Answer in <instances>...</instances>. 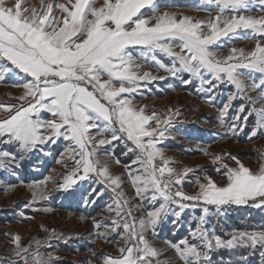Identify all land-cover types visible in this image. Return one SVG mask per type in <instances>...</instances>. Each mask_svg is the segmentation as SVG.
I'll return each instance as SVG.
<instances>
[{"label": "snow or ice", "instance_id": "6c2138e0", "mask_svg": "<svg viewBox=\"0 0 264 264\" xmlns=\"http://www.w3.org/2000/svg\"><path fill=\"white\" fill-rule=\"evenodd\" d=\"M205 3L217 9V14L207 21L160 12L157 0H103L99 6L97 0H41L40 10L23 7L22 0H15L12 5L0 0V80L12 74L23 81L16 85L23 89L17 98L19 104H0V110L7 112V116L0 118V144H14L19 150L18 156L0 150V169L18 167L27 153L55 143L58 138L69 142L65 151L75 167L63 175L59 187L70 189L80 181L91 180L95 174L104 178L96 182L106 183L116 196V208L109 206V211H114L117 218L110 224H94L97 230L103 227L118 232L124 243L118 248L119 255L104 256L102 264H153L159 252L144 233L151 229L155 234V226L169 211L179 218L189 207L202 206L203 212L197 227L190 232L192 240L170 242L183 264H210L208 252L213 248L264 249V230L234 231L229 239L222 240L214 230L210 232L204 227L206 216L211 215L209 205L216 206L218 215L225 206L251 202L252 207H264V164L254 172L235 156H227L236 164L231 167L223 163L222 156L214 155L213 163L221 164L216 172L225 184L221 186L205 176L204 182L196 181L198 191L189 194L182 190V185L184 177L193 170L177 172L157 147L171 127V117L162 119L156 112L146 114V106L138 108L130 98L141 82L157 79L149 72L137 71L141 66L133 51L139 49L140 58L151 59L159 67L165 66L157 60V53L172 58L178 67L166 70L173 76L178 72L190 73L200 80L201 91L212 92L222 83L234 86L236 92L229 96L222 116L238 96L253 100L247 96L250 91H258L259 99L264 100V15L243 14L253 8L264 13V0ZM55 9L62 15L55 16ZM146 11L152 15L146 16ZM241 30L250 33L245 38L255 40L250 50L233 47L223 58L210 50L214 45L222 46L218 42L223 38L239 39ZM205 73L211 78H206ZM255 73L259 74L258 81ZM245 74L252 80L250 87L242 79ZM183 83L189 84L191 80ZM244 110L241 105L240 111ZM43 113L52 118H43ZM259 115L262 119L253 129V137L264 130V108ZM237 128L234 123L230 131L235 133ZM94 130H110L112 140L126 138L141 153L132 162L139 167L130 170L129 177L141 202L158 207L147 211L138 223L123 192L117 191L119 178L111 176L106 167H100L99 161L93 159L96 146L111 142L93 137ZM31 187L35 190L40 185ZM84 203L94 201L86 199ZM173 205L179 210H172ZM121 228L123 231H119ZM97 235L107 239V232L98 231ZM19 240L16 236L13 241L17 247L14 255L19 261L28 264L31 256L33 264H50L51 256L44 259L39 252L30 253L31 245L21 247Z\"/></svg>", "mask_w": 264, "mask_h": 264}, {"label": "rangeland", "instance_id": "374dc122", "mask_svg": "<svg viewBox=\"0 0 264 264\" xmlns=\"http://www.w3.org/2000/svg\"><path fill=\"white\" fill-rule=\"evenodd\" d=\"M14 2L15 0H7V4L9 5L14 4ZM47 2L64 3L65 0H47ZM102 2L103 0H97V6ZM157 2L160 12H174L178 14V18L182 14L193 17L194 19L207 21L217 14L215 6L206 5L205 0H157ZM22 3L25 8L36 7L37 10L41 8V0H22ZM54 14L57 17L62 15L59 9H55ZM243 14L254 16L264 15L258 8H253ZM145 15H152V13L146 11ZM205 31L207 32L208 30L205 29ZM238 35L240 37L239 39L223 38L222 41L218 42L222 46L214 45L210 50L218 58H223L229 54V50L233 47L250 50L254 46L255 40L245 38L250 33L241 30ZM173 46L175 50L179 51L178 45L174 44ZM156 55L157 60L165 67H159L151 59L145 60L140 58L139 49L133 51V56L136 57L137 64L141 66L137 71L141 74L143 72H149L152 77H157L154 80L150 79L149 81L141 82L138 91L131 94L130 98L133 104L139 108V106L146 102L143 100L147 98L148 106L151 108L149 113L156 112L162 117L164 113L168 115V112H171V109L175 108L173 110L178 115H171H173L172 117H180L182 120L180 123L185 122V118L195 116L192 122L201 123V125L193 124L191 127L203 128V130L196 132L197 138L207 142L214 140L212 145L199 148L197 144L190 143L192 133L186 130L189 126H181L180 129L174 121L171 122V128L168 129L161 143L173 145V147L168 149L174 150V152L164 153L166 154L165 158L169 159V166L177 172H182L185 168L193 170L184 177L182 190L189 194L195 193L198 191L196 181L200 180L204 182L205 176L211 177L221 186L225 184V179L216 172V169L221 167V164L220 162L213 163L214 155L222 156L224 158L223 163H227L231 167H236L235 162L227 158L230 154L231 156L237 157L245 167L250 168L254 172L258 171L260 166L264 164V137L245 143L238 139L237 133L239 131H236V135L233 136L224 135L223 132H226V130L221 124L223 118L221 112L218 111L215 113L209 107L203 106L199 100L197 101V99L191 97L189 94L195 93L194 87L191 88L192 91L177 90L179 87H184L178 85L183 83V81L191 80L189 85H194L198 78L192 75L189 78H184L181 75L183 72H178L177 75L173 76L166 69L174 66L178 67V64L174 65L172 58L164 53H157ZM205 76L208 77L207 73H205ZM159 77H163V79H159ZM22 82L15 75H5L3 80H0V104H19L20 101L17 98L22 94L23 89L16 85ZM221 86L222 84L218 88ZM225 87L223 92L219 93L224 99H227L228 95ZM232 91L230 90L233 94L236 92V90L234 92ZM198 92L201 95H205L204 97L206 99L207 97L209 98L208 91H204L205 94L199 90ZM150 96L153 99H148ZM135 100L139 102H135ZM234 100L230 102V107L235 108L236 105L233 104ZM215 101L221 107V102L217 98H215ZM244 109L240 115L244 118L251 119L252 114H246L247 111H251V106L245 105ZM182 114L186 115L185 118L182 117ZM42 115L45 119L52 118L47 113H43ZM5 116H7V112L0 110V118ZM239 119H236V121L241 122ZM229 127L231 128L230 124ZM179 129L184 134V137L179 136ZM195 129L197 130V128ZM99 134L100 132H96L95 130L92 132V136L96 139H104L103 137L99 138ZM57 140L60 142L63 138H58ZM107 141L111 142L96 146L93 159L99 161L100 167H106L111 176L119 178L121 183L117 191L123 192L124 199L131 206L132 216L138 223L140 219L146 216L147 211L158 207V204L149 205L142 203L138 196L136 197L137 202L133 199V195L136 192L133 189L134 186L130 183L129 171L136 169L135 166L137 165L132 162L137 160L141 153L135 160L131 161V157L123 151L118 152L117 155L112 150L116 148V140L108 139ZM67 143L65 148L62 149L66 156L68 155L65 150L68 148L69 142ZM4 146L9 151L15 150L19 153L18 148L14 144H4ZM0 150L4 149L0 147ZM51 158L53 157L49 153V147L46 143L34 151L27 153L25 158L19 162H21V165L23 164L24 171H27L31 163L37 161L41 164L40 166H43ZM117 160H119V163H117ZM156 163L158 165L161 163L159 158H157ZM74 167V163H69L67 168L61 172L64 175L65 173L71 172ZM4 170L0 169V261H2V264H9V261H17L18 264H23V261H19L14 255V252L17 250L16 244L13 242L16 236L20 238L19 243L21 247L27 248L31 245L29 248L30 253L39 252L40 256L44 259L51 256L53 259L50 264H102L104 256L119 255L118 248L124 243L119 233L108 231L103 227L97 230L94 224V222H99L102 225L106 223L110 224L112 219L117 218L114 211H109V206L113 209L116 208V204L114 203L116 196L111 187L106 183H103V185L108 189L102 190L104 194L102 201L94 205L98 206V203H103L106 198L108 206L106 210L101 211L97 216H87L88 214L85 213L86 216L84 217L72 215L68 212H59V214L55 213L52 215V209L48 203V199L50 198L48 194L53 190L50 188V185L57 183V177L55 176L58 174L57 172L48 173L40 181L30 180L26 182L22 178V175L25 174L22 169L16 172L14 166L10 165V168L6 172ZM56 171L59 170L56 169ZM123 174L126 176L124 177ZM16 175L17 178H15ZM93 179L94 181L97 179H100V181L104 180L103 177L99 176ZM55 180L56 182H54ZM33 184H39L40 187L34 190L31 187ZM132 201L136 204L138 203L140 211H135L137 206ZM207 207H209L211 215L206 216L207 223L204 227L210 232L214 230L215 235L221 237L222 240L229 239L234 231L264 230V207H252L251 202L247 205L225 206L222 209V214L219 215L217 214L216 206L209 205ZM172 210L179 209L173 205ZM201 215H203L202 206L195 209L191 207L185 208L179 218L173 215L172 211H169L162 218L160 225L155 226V234L151 229L144 233L149 243L159 252L158 257L153 258V264H156V261H159V264H183V261L170 246V242L178 243L185 238L191 241L192 237L190 232L197 227ZM98 231L107 232V238L111 242H108V239L106 240L98 236ZM119 231H123L122 228ZM77 236H85V241L78 243L75 241V237ZM56 237L61 240L54 242ZM37 241L40 243L37 244ZM70 241L73 242V245L69 243ZM65 247L69 250L66 251L64 249ZM262 251L264 249H260L259 247L255 250L250 248H213L208 252V255L210 257V264H264V256L261 255ZM242 257H247V259L242 260ZM28 264H33L31 256H29Z\"/></svg>", "mask_w": 264, "mask_h": 264}, {"label": "crops", "instance_id": "0c3cea01", "mask_svg": "<svg viewBox=\"0 0 264 264\" xmlns=\"http://www.w3.org/2000/svg\"><path fill=\"white\" fill-rule=\"evenodd\" d=\"M244 71L246 72V70H244ZM181 75H183V74H181ZM254 75L258 81L259 74L255 73ZM189 77H186V78H189ZM206 78H208V77H206ZM242 79H245V81L249 87L251 86L252 80L248 77L247 74L243 75ZM225 84H226L225 88L227 90L226 93H227L228 98H229V96L233 94L230 92V90H233L232 92H234L236 89L232 85H229L227 83H225ZM179 85L184 86V87H179L177 89L178 91H181V90L182 91H185V90L192 91V89H191L192 87H187L188 86L187 84L183 83V85L182 84H179ZM193 87H194L195 93L193 92L192 94H189V95L191 97L197 99V101L199 100L203 106L205 105V106L209 107L215 113H217L218 111L222 113L224 111V105L229 103V101H227V100H229L228 98L224 99L219 92L214 91V90L212 92H209V98L207 97V99H206L204 97L205 95H201L198 92V90L201 88V82L199 79L197 81H195V84ZM204 87L206 88L207 86L205 85ZM199 91H201V90H199ZM201 93L205 94L204 91H202ZM247 96H251L254 99L250 101L244 95L238 96V98H236L233 101V104H235L236 107L235 108L229 107L227 109L226 113L223 115L222 123H221L222 126L226 130V132H223L224 135H231V136L236 135V134L230 131L229 124L230 125H233L234 123L237 124L238 125L237 131H239L237 133L238 139L244 141L245 143L255 141L257 139H262V137H264V130L258 131V134L254 137L251 136L253 129L257 127L258 120L262 119L261 116L259 115V111H260V109L264 108V100L259 99L258 91H250L247 93ZM215 98H217L219 100V102H221V107L218 106V103H216ZM148 99H153V97L150 96V97H148ZM142 100H140V101H142ZM143 101H146V102L143 103L139 107H145L146 106V114L150 115L149 111H151V108H149V106H148L149 104L147 103V101H148L147 98H145ZM235 101H237V103H235ZM135 102H139V101L135 100ZM233 104H232V106H233ZM241 105H243L244 107H245V105L251 106V111L246 112V114H252V118L251 119L249 118L250 120L248 118H244L240 115V113H242L240 111ZM173 109H175V108H173ZM173 109H171V112L170 111L168 112V115L164 113L163 117L162 116L161 117L163 119V118H168L170 116L171 122L174 121L175 124L180 127V129H181V126H183V127L189 126L188 129H186V130H188L189 132L192 133L190 143L197 144L199 146V148L206 147V146L212 145L214 143V140L207 142V141H202L201 139L197 138L196 132L199 130H203V128L195 126V128H197V130H196L194 127H191L193 124L201 125V123L192 122V121H194L195 116H193V117L191 116L192 118L191 117L185 118L186 115L182 114V117L185 118L186 120H184L185 122L180 123V121H182L180 117H178V118L172 117L173 115H171V114H176V111ZM188 110L190 111V109H188ZM238 117L240 118L239 120L241 122L236 121V119ZM173 127H175V126H173ZM180 129H179V136L184 137V134L180 132ZM99 135L101 136V137L99 136V138L103 137L104 139H107V140L112 139V132L110 130L103 131V132L101 131ZM123 139H124V142H122L121 139L116 140L115 141V147L116 148H113L112 150L117 155H118V152L123 151L125 154H128L131 157V161L135 160L140 154L139 150L135 149V145L133 142L128 141L126 138H123ZM128 142H130V143H128ZM54 144H57L58 146L56 148V151L52 153L53 158L50 159L52 161L47 162L43 166H40L41 164L38 162L37 164L35 163L33 166L29 167L28 172L24 171L25 174L22 175L23 181H26V182L30 181V180L40 181L42 178L46 177L48 175V173H50V172H57L58 173L57 175H55L57 177V183L56 184L53 183V185H50V188L53 190L48 194L50 197L48 199V203L51 206V209H52L51 214L52 215H54L55 213L59 214V212H68L72 215H78V216H84V217L86 216L85 213H87L88 214L87 216L92 215L93 217H95L101 211L106 210L107 206H108V201H106V198H105V201L103 203L102 202L98 203V206L94 205L95 203L102 201L104 194L100 195V193H102L103 189L107 188L106 186L103 185V183H97L96 182L97 180H100V179H97L96 181H94L93 178L96 177V175L94 176V174H92L93 178L91 180H85L86 186H84V187H83V184L85 183V181H83V182L80 181L77 184L73 185L70 189H67V190L59 187V184L63 182V172H61V171L66 169L69 163H73V162L71 161V159H69V156H66L65 152L62 151V149L65 148V146L68 144L67 141H65L63 139L60 142L58 140H56L55 143H50V145H54ZM0 147H2L5 151H9L4 146V144H0ZM157 147L160 148L163 153L174 152V150L168 149L170 147H173V145H171V144L169 145L168 143L162 144L160 142L157 145ZM130 149H132V151H130ZM50 152H52V151H50ZM165 155L166 154H164V156ZM57 161H67V164L65 165V163H63V162L58 163ZM11 166H15V165H11ZM19 167H20V169H23L21 167L20 162H19ZM135 167L138 168V165ZM9 168H10V166L8 168H6L4 170V172H6L7 169H9ZM35 168H37V169L35 170ZM56 169H58L59 171H56ZM10 172H12V171H10ZM123 176L125 177L126 175L123 174ZM53 178H55V177H53ZM54 182H56V180ZM76 186H78V187H76ZM93 189L96 190L95 194L92 193ZM133 189L135 190L134 187H133ZM56 191H62V193L59 195V197H60L59 201L55 205L56 200L54 199L53 194H55ZM89 195H92V197H89ZM133 197H134L133 199L137 202V200H136L137 195L135 194V195H133ZM86 199L94 201V203H89V204L85 205L84 201ZM133 203L137 206V209H135V211H140L138 203L137 204L135 202H133ZM104 206L106 207L105 209H104ZM112 239L114 240V238H112ZM58 240H61V239H57V237H56L54 239V242H56ZM75 241H77L78 243H80L81 241L83 242V241H85V236H81V239L75 238ZM107 241L111 242L109 239ZM45 242H47V241H45ZM45 242H43V243H45ZM59 242L62 243L61 241H59ZM69 243L71 245H73L72 241H70ZM57 247L59 248L58 245H57ZM64 249L66 251L69 250L66 247Z\"/></svg>", "mask_w": 264, "mask_h": 264}, {"label": "trees", "instance_id": "16d2710c", "mask_svg": "<svg viewBox=\"0 0 264 264\" xmlns=\"http://www.w3.org/2000/svg\"><path fill=\"white\" fill-rule=\"evenodd\" d=\"M182 74H183V77H184V78L191 76V74H190V73H187V72H183ZM181 84L183 85V83H181ZM178 85H179V84H178ZM187 85H188L187 87H193V86H194V85H189V84H187ZM224 87H225V83H222V86H221L220 88L217 87V88L214 89V90H215V91L218 90L217 92H223ZM235 107H236V106H235ZM236 131H237V130H236ZM121 141L124 142V139L121 138ZM47 146L49 147V153L52 155V153L56 151V148H57L58 145H57V144L50 145V143H49V144L47 143ZM50 151H52V152H50ZM136 151H137V150H136ZM10 152H12L13 154H15V155H17V156L19 155V153H17L15 150L10 151ZM20 161H21V160H20ZM50 161H52V160H49L48 162H50ZM20 163H21V162H20ZM35 163L37 164L38 162L36 161V162L31 163V164H30V167L33 166ZM21 167L24 169L23 164L21 165ZM19 168H20L19 166H18V167H17V166H16V167L14 166V169H15L16 172H18V171L20 170ZM23 169H22V170H23ZM23 171H24V170H23ZM25 172H28V169H27V171H25ZM15 178H17V175H16ZM84 186H86V181H85V183L83 184V187H84ZM76 187H78V186H76ZM61 193H62V191H56L55 194H53V197H54V199L56 200V201H55V205H56L57 202L59 201V198H60L59 195H60ZM89 197H92V195H89ZM161 221H162V219L158 222L157 225H160ZM75 238H79V239H81L80 236H77V237H75Z\"/></svg>", "mask_w": 264, "mask_h": 264}]
</instances>
